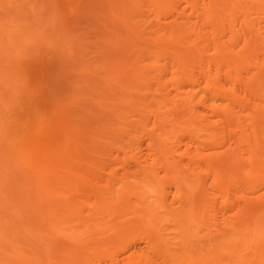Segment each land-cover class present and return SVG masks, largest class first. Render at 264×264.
<instances>
[{
	"label": "bare ground",
	"instance_id": "1",
	"mask_svg": "<svg viewBox=\"0 0 264 264\" xmlns=\"http://www.w3.org/2000/svg\"><path fill=\"white\" fill-rule=\"evenodd\" d=\"M77 1L0 0V264H264V0Z\"/></svg>",
	"mask_w": 264,
	"mask_h": 264
},
{
	"label": "rangeland",
	"instance_id": "2",
	"mask_svg": "<svg viewBox=\"0 0 264 264\" xmlns=\"http://www.w3.org/2000/svg\"><path fill=\"white\" fill-rule=\"evenodd\" d=\"M63 2H71L72 5L63 9L62 11V17L67 21H74L83 13V10L80 7V2L77 0H63ZM50 34L51 38L49 42H53V40H56L58 37V32L56 27L50 28ZM69 39H73L74 35H72V32L70 31V34L68 36ZM39 57L37 58V64H56L59 63V59H53V58H47L45 56L46 52L44 48H40L38 50ZM50 72L46 73L49 74Z\"/></svg>",
	"mask_w": 264,
	"mask_h": 264
}]
</instances>
